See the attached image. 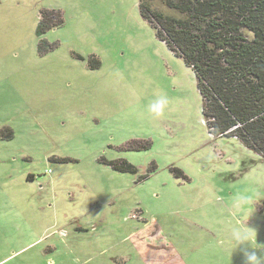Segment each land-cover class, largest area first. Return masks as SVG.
<instances>
[{"label": "rangeland", "instance_id": "1", "mask_svg": "<svg viewBox=\"0 0 264 264\" xmlns=\"http://www.w3.org/2000/svg\"><path fill=\"white\" fill-rule=\"evenodd\" d=\"M138 2L0 0V264H244L236 224L264 255V159L209 133Z\"/></svg>", "mask_w": 264, "mask_h": 264}, {"label": "trees", "instance_id": "2", "mask_svg": "<svg viewBox=\"0 0 264 264\" xmlns=\"http://www.w3.org/2000/svg\"><path fill=\"white\" fill-rule=\"evenodd\" d=\"M159 1L174 15L154 9L152 0H139L140 14L192 69L209 133L235 136L264 159V0ZM58 16L40 12L36 32ZM107 164L134 169L126 160Z\"/></svg>", "mask_w": 264, "mask_h": 264}, {"label": "clouds", "instance_id": "3", "mask_svg": "<svg viewBox=\"0 0 264 264\" xmlns=\"http://www.w3.org/2000/svg\"><path fill=\"white\" fill-rule=\"evenodd\" d=\"M169 104V100L166 96H160L155 101L151 102L148 106V111L156 117H161L164 115L165 109ZM238 198L237 203H239ZM232 239L237 245L247 244L251 249L249 251L247 248L243 250L244 252V264H264V255L258 256L255 249L260 247H252L250 234L256 233V230L250 227H245L240 224H236L232 227ZM259 245V244H258Z\"/></svg>", "mask_w": 264, "mask_h": 264}]
</instances>
